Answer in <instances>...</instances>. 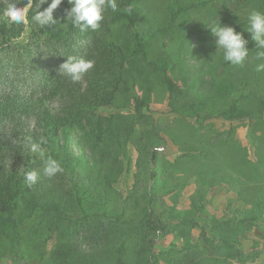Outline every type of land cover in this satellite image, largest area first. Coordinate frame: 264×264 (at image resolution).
<instances>
[{"label":"rangeland","instance_id":"rangeland-1","mask_svg":"<svg viewBox=\"0 0 264 264\" xmlns=\"http://www.w3.org/2000/svg\"><path fill=\"white\" fill-rule=\"evenodd\" d=\"M136 7L144 16L137 27L118 19L110 25L101 72L105 82H98L114 91V99L96 115L102 130L94 116L70 130V151L89 169L77 178L62 167L53 177L75 223L112 231L118 218L127 220L128 233L124 239L104 234L107 242L95 252L79 244L83 257L72 264H149L150 257L168 264L187 237L206 261L264 264V71H256L264 59L256 58L258 50L245 32L249 58L243 67L231 66L207 27L220 20L222 26L247 31L248 13L264 12V0H140ZM180 7L187 9L177 14ZM25 25L22 42L30 34ZM136 35L145 48L139 54ZM25 78L26 88L19 87L28 94L36 81ZM84 91L94 93L87 82ZM49 102L59 104L56 98ZM151 201L168 227H175L158 238L152 254L142 245ZM213 228L212 238L205 230ZM48 235L39 229L29 241L28 264L51 257L55 235L40 249ZM222 236L232 237L237 248ZM0 264L19 262L4 257Z\"/></svg>","mask_w":264,"mask_h":264},{"label":"trees","instance_id":"trees-1","mask_svg":"<svg viewBox=\"0 0 264 264\" xmlns=\"http://www.w3.org/2000/svg\"><path fill=\"white\" fill-rule=\"evenodd\" d=\"M138 1L140 0H117L118 11L109 10L100 29L84 33L67 20V10L71 7L67 0L54 11V19L59 23L50 28H42L32 21V10L27 22L30 34L22 42L19 39L25 32L26 25L9 23L3 16V10L12 0H0V259L10 257L17 259L19 264H28L25 247L30 240H34L39 229L50 232L40 243V249H46L52 235L57 239L52 245L51 257L45 262L42 255L36 264H72L76 258L83 257L79 244L86 245L95 252L104 242L106 244L107 235L104 239V234L124 239L128 233L127 220L120 221L118 218L112 231L107 230L105 225L97 226L82 220L81 224L75 223L72 211L64 208L66 204L63 202L67 198L64 200V194L57 191L53 178L43 176V161L25 147V137L31 136L38 141L40 136H45L48 141L44 146L46 155L57 159L62 167L70 170L77 178H81L86 168L89 169L87 163L70 151V130L76 122L82 124V120L89 116L97 117V130H102V123L96 115L110 106L114 99V91H105L102 83L98 82H105L101 72H105V44L110 36V25L117 19L134 28L143 22L144 16L136 7ZM15 2L20 4L22 0ZM50 3L51 0H48V4ZM48 4L43 7H48ZM129 6L132 8L131 14L124 11ZM186 9L187 7H180L177 14ZM135 37L139 54L145 48L138 35ZM111 53L121 56L120 50H113ZM69 56L94 61L93 69L78 83H73L59 73L61 65ZM115 65L109 64L117 68L118 65ZM119 68L118 66V71ZM26 76L33 77L36 84L34 91L23 94L20 87L26 88ZM83 82L88 83L93 94L81 92ZM170 86L172 90L175 89L172 84ZM116 87L115 85L114 89ZM54 98L59 100L56 107L49 102ZM138 104L145 106V103ZM33 170L40 172L41 178L29 188L24 181V174ZM78 204L83 211L82 201L78 200ZM144 218L145 238L142 245L147 246L148 253L152 254L156 250L158 238L171 234L175 227H168L169 221L161 213H157L156 204L152 201ZM214 228L217 231L218 227ZM214 228L210 233L205 230L212 238ZM151 233L154 236L147 238ZM215 236L218 237L216 233ZM220 240L230 241L232 247L238 246L232 237L222 236ZM214 243L212 240V244ZM220 247L216 245L217 250ZM119 253L122 254L123 250L120 249ZM237 254L239 260H242L243 253L238 251ZM155 259L157 260L156 257L153 260L150 257L149 264H156ZM168 264L219 263L206 261L198 245L189 243L187 237L186 246L181 247Z\"/></svg>","mask_w":264,"mask_h":264},{"label":"clouds","instance_id":"clouds-1","mask_svg":"<svg viewBox=\"0 0 264 264\" xmlns=\"http://www.w3.org/2000/svg\"><path fill=\"white\" fill-rule=\"evenodd\" d=\"M67 2L71 5L67 10V20L82 33L97 31L109 10L118 11L117 0H67ZM62 3L64 0H51L50 4L48 0H39V3H36V0H22L20 4H17L15 0H12L4 8L3 16L11 24L22 25L28 22L29 12L34 10L31 16L32 21L42 28H50L59 23L57 19H54V11ZM45 4H48V7H43ZM124 11L131 14V6ZM247 25V31L243 30V32H237L234 27L228 25L222 26L220 20L207 26L215 38L216 48L223 52V60L233 67H243L249 58L250 41L244 36L245 32L250 34L251 42L258 50L256 58L264 59V12L251 10L247 15ZM93 67V60L69 56L61 65L59 73L68 77L73 83H78ZM256 71H264V63L258 64ZM47 142L45 136H40L38 141L33 140L31 136L25 137V147L43 161L42 174L51 179L62 173L64 169L57 159L46 155L44 146ZM40 178L41 173L35 170L24 174V181L29 188L36 185Z\"/></svg>","mask_w":264,"mask_h":264}]
</instances>
